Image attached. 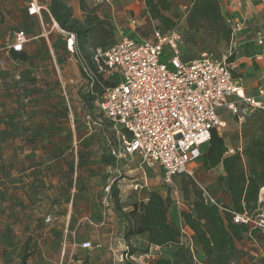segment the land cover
I'll use <instances>...</instances> for the list:
<instances>
[{
    "label": "rangeland",
    "instance_id": "rangeland-1",
    "mask_svg": "<svg viewBox=\"0 0 264 264\" xmlns=\"http://www.w3.org/2000/svg\"><path fill=\"white\" fill-rule=\"evenodd\" d=\"M92 1L64 0L72 14L74 10L82 12L83 19L94 12ZM38 2L43 5L45 0ZM171 2L170 13L178 15L176 27L183 39L181 52L188 60L204 53L220 58L229 51L230 42H225L211 28L204 27L197 32L189 29L186 20L189 0ZM27 4L28 0H0V264H18L25 251L28 252L27 264H127L126 253L134 251L136 257L148 247L141 237L123 238L130 236V220L124 216H128L134 205L144 200L150 191L170 196L172 205L168 217L172 222L181 211L189 210L196 192L202 197L195 181L223 208L227 191L225 180H219L223 175L221 166L209 171L198 170V160L188 166L194 171V180L177 176L171 184L162 181L157 167L145 169L148 188L134 192L128 186L132 181H139L136 163L133 166L138 170L129 174L125 171L123 179L115 181L119 187L118 204L112 206L108 216L114 217L113 223L109 221L103 227L93 228L80 221L83 217L98 219L102 192L108 183L107 165L102 163V158L108 156L109 147L116 140L109 121L98 112L96 101L89 106L83 104L86 78L75 57L65 48L63 36L52 27L45 10L41 14V37L30 40L31 34L26 32V19L22 14ZM130 6L117 4L116 9L118 12L124 10L136 20L138 27L131 35L150 37L153 28L162 30L158 22L148 19L141 5L135 11ZM115 25L106 22V30L112 37L101 41L103 47L127 35L123 15L116 16ZM19 31L29 39L24 47L25 61H15L9 55L14 34ZM97 41V37L91 36L83 49H78L87 61ZM167 59L165 51L164 61ZM23 98L28 99L27 103H23ZM87 114L94 124L85 123ZM251 114L244 105L239 106L236 115L220 112L219 119L224 126L218 134L228 149L234 151L245 146L247 138L243 131L250 130V124L245 121L253 118ZM241 116L243 121L239 123ZM23 135L31 136V140L22 144L20 137ZM29 153L30 159H27ZM77 155H81L78 163ZM72 157L74 172L68 176L71 182L68 184L64 171L66 162ZM29 162H34V169H27ZM47 216L51 218L49 223L45 222ZM108 230L114 236H108ZM83 241H90L92 249H80ZM193 248L200 260L194 244ZM169 255L170 248L163 247L155 259ZM243 264L256 263L247 258Z\"/></svg>",
    "mask_w": 264,
    "mask_h": 264
},
{
    "label": "built area",
    "instance_id": "built-area-1",
    "mask_svg": "<svg viewBox=\"0 0 264 264\" xmlns=\"http://www.w3.org/2000/svg\"><path fill=\"white\" fill-rule=\"evenodd\" d=\"M107 1L94 0L96 4ZM44 10L47 12L38 0H29L28 15L41 20ZM51 21L52 27L63 36L65 48L81 67L86 78L85 93L95 96L94 85L101 89L96 107L111 123L116 140L109 147L113 165L105 170L108 183L101 196L100 221L95 223L85 219L94 228L106 223L112 208L111 185L115 180L123 179V168L136 157L139 158L140 177L139 181H132L129 185L134 192L148 188L145 169L157 167L166 184H171L177 176L193 179L188 166L201 156V149L208 142L211 131L219 133L224 126L219 119L220 112L236 115L240 105L251 112L256 109L264 111V88L258 89L257 97H246L233 76L230 59L234 52V34L241 30L240 23L230 25L231 46L220 58L204 53L195 59L184 60L181 31L175 27L166 32L153 28L148 38L123 36L105 48L91 50L87 61L77 48L75 35ZM129 23L134 29L138 27L136 20ZM256 41L262 45L264 33L258 32ZM27 42L25 33L19 31L14 34L9 48L20 53ZM165 51L168 53L167 62L164 61ZM99 77L112 85H103ZM238 120L241 123L243 117ZM85 121L88 126L95 123L90 115ZM197 185L205 203L216 205L220 212L230 213L232 222L245 226L248 235L252 236L256 231L264 238V208L260 203L254 212L234 213L218 206L206 190ZM50 221L47 216L45 222ZM178 229L179 244L187 246L195 257L191 231L182 224ZM79 247L92 249L89 241L80 243ZM162 248L151 245L143 254L125 257L134 264H150Z\"/></svg>",
    "mask_w": 264,
    "mask_h": 264
},
{
    "label": "trees",
    "instance_id": "trees-1",
    "mask_svg": "<svg viewBox=\"0 0 264 264\" xmlns=\"http://www.w3.org/2000/svg\"><path fill=\"white\" fill-rule=\"evenodd\" d=\"M144 6L148 19L158 22L162 32L176 27L178 15L170 13L171 0H144ZM46 9L49 17L61 29L75 35L78 49H83L86 40L91 36L98 39L94 49L105 48L101 41L112 37L106 30V21L100 20L93 11L92 14H87L83 20H79L73 17L71 8L66 5L64 0H48ZM186 20L190 30L197 32L204 27H209L225 42H230L231 29L221 11L218 0H189L186 8ZM9 55L15 61H25L27 58L24 50L17 53L10 49ZM185 55L183 53V59L188 60ZM99 80L105 86L112 85L102 77H99ZM93 92L96 94L95 96L84 93L83 104L89 106L102 95V91L97 85H94ZM24 100L28 101L27 98H23V103H25ZM252 114H254L253 118H248L245 121V124H250V130L243 131V136L247 138L243 148H236L232 153H229L230 149L222 137L213 130L208 142L202 147L201 156L198 159L201 168L205 171L221 166L223 175L219 176V180H225L228 196V204H225L223 208L234 213L254 212L258 207L259 191L264 188V111L256 109L252 111ZM72 123L74 125V122ZM112 135L114 136L113 132ZM30 137L21 136L22 144L30 141ZM26 158L30 159V153ZM80 159L81 155L77 157V163ZM102 163L107 165L106 168L113 165V159L109 152L108 156L102 158ZM34 167V162H29L27 169H34ZM73 172L74 158L72 157L66 162L64 171V178L68 184L71 183L68 176H71ZM116 182L110 188L112 206L118 204L119 189ZM195 183L198 184L196 181ZM171 205L172 201L168 194L162 196L158 192L150 191L144 200L134 205L133 211L128 216H124L130 220V236H123V238L129 240L141 237L147 247L153 245L170 248L169 256L154 259L150 264H199L189 248L179 244L178 226L168 217ZM180 218L182 225L193 233V244L202 253L204 264H235L238 259L245 256L244 253L236 249L235 242L241 241L248 229L243 225L234 224L230 213H220L216 205L205 203L200 192L194 194L189 210L180 212ZM99 221L100 213L94 222L99 223ZM256 233L253 231L252 236ZM125 240L123 242L126 244ZM127 243L129 244L126 246L129 248L130 242L127 241ZM134 255L135 252L130 251L125 256L129 258ZM27 259L28 252L25 251L18 264H27ZM127 261V264H134L129 259Z\"/></svg>",
    "mask_w": 264,
    "mask_h": 264
},
{
    "label": "crops",
    "instance_id": "crops-1",
    "mask_svg": "<svg viewBox=\"0 0 264 264\" xmlns=\"http://www.w3.org/2000/svg\"><path fill=\"white\" fill-rule=\"evenodd\" d=\"M47 2L48 0H45V3L43 5H41L40 3L39 4L46 8ZM218 2L229 26L233 23L241 24V30L234 34L233 40L234 53L232 63L233 76L235 75V81L246 97H257L258 89L260 87L264 88V42L262 45H258L256 41L257 33H264V0H218ZM117 4L121 5L122 7H125V5H131L130 9L134 11L138 10V6L141 5L144 11V0H108L107 2H104L102 4H96L94 0L91 2L92 7L94 8V14H96V16L100 20L106 21L111 26H116L115 18L117 15H123L128 27L127 35H131L130 33H133L134 28L130 25L129 22L130 20L135 19L130 18V14L126 15L124 10L118 12L116 9ZM28 5L29 0L28 4L24 8H22V14L26 19V32L31 34L30 40H34L41 37V26L43 27L42 15L41 20L37 16L28 15ZM81 14L83 13L81 12L79 14L74 10L73 17L79 20H83ZM116 28L119 29L118 27ZM71 127L74 128L73 123H71ZM136 163L139 164V158L137 157L131 164H129L128 167L123 168L124 175H126L125 171L129 174L134 172L135 170H138L133 166ZM198 167V170L202 169L200 164ZM191 172L194 173V171L192 170ZM128 187L130 188V186ZM263 191L264 188H261L259 191L260 198L258 202L260 203L259 205L262 208H264ZM261 195H263V198L261 197ZM224 202L226 205L228 204V196ZM85 219H87V217L81 218L80 221H85ZM109 221H112L113 223L114 217H108L106 223ZM85 222L87 223V221ZM106 223L104 224V226L106 225ZM173 223H175L178 227L182 224L180 215L177 216V220H173ZM108 236H114V233L108 230ZM191 236H193L192 232ZM235 247L238 251L245 254V256L238 259L235 264H243V260H246L247 258L256 264H262L264 262V238L259 233H256L253 236L246 234L241 241L235 242ZM198 251L199 250L196 249L197 253ZM199 254L201 255L200 260L199 256L195 257L199 264H204L205 260L200 251Z\"/></svg>",
    "mask_w": 264,
    "mask_h": 264
},
{
    "label": "bare ground",
    "instance_id": "bare-ground-1",
    "mask_svg": "<svg viewBox=\"0 0 264 264\" xmlns=\"http://www.w3.org/2000/svg\"><path fill=\"white\" fill-rule=\"evenodd\" d=\"M264 192V191H263Z\"/></svg>",
    "mask_w": 264,
    "mask_h": 264
}]
</instances>
